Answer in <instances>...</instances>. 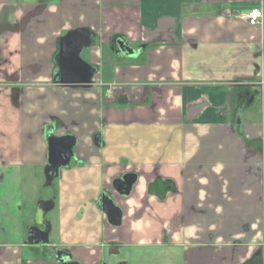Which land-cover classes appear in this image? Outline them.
Wrapping results in <instances>:
<instances>
[{"label": "crops", "instance_id": "obj_1", "mask_svg": "<svg viewBox=\"0 0 264 264\" xmlns=\"http://www.w3.org/2000/svg\"><path fill=\"white\" fill-rule=\"evenodd\" d=\"M253 7L264 0H0V264H264ZM78 29L89 88L57 83L59 40ZM52 134L76 144L48 182Z\"/></svg>", "mask_w": 264, "mask_h": 264}, {"label": "water", "instance_id": "obj_2", "mask_svg": "<svg viewBox=\"0 0 264 264\" xmlns=\"http://www.w3.org/2000/svg\"><path fill=\"white\" fill-rule=\"evenodd\" d=\"M92 45L91 32L87 29L73 30L61 37L58 44L57 61L58 75L60 77L58 84L69 87L89 88L93 84L95 70L91 65L81 58L84 49ZM49 144V162L46 169V179L53 181L59 176L61 168L69 166L73 157V148L76 144L75 138L71 136L56 137L53 134L48 139ZM136 176L126 175L121 180L116 181V189L122 195H129ZM119 184V186H117ZM103 210L108 217H121V210L115 206L113 201L105 195L103 197ZM30 242L39 245L48 244V233L44 230L33 227L29 230Z\"/></svg>", "mask_w": 264, "mask_h": 264}, {"label": "built area", "instance_id": "obj_3", "mask_svg": "<svg viewBox=\"0 0 264 264\" xmlns=\"http://www.w3.org/2000/svg\"><path fill=\"white\" fill-rule=\"evenodd\" d=\"M245 21L248 23V25L252 27L259 26L261 24V21L264 18L263 11L258 7H253L248 9L245 13L242 14Z\"/></svg>", "mask_w": 264, "mask_h": 264}, {"label": "rangeland", "instance_id": "obj_4", "mask_svg": "<svg viewBox=\"0 0 264 264\" xmlns=\"http://www.w3.org/2000/svg\"><path fill=\"white\" fill-rule=\"evenodd\" d=\"M81 56H82V55H81ZM83 57H84V55H83ZM262 114H264V108L261 107V104H260V114H259V116H258L260 119H261V117H263ZM43 188L53 190L54 188H56V186H55V184H54V186H51V187L49 186L48 188H46V187H45V181H44V183H43Z\"/></svg>", "mask_w": 264, "mask_h": 264}, {"label": "trees", "instance_id": "obj_5", "mask_svg": "<svg viewBox=\"0 0 264 264\" xmlns=\"http://www.w3.org/2000/svg\"><path fill=\"white\" fill-rule=\"evenodd\" d=\"M245 4H242L241 6H244ZM234 6H236V5H234ZM245 6H252V5H245ZM58 59H59V55H57V59H56V61H58Z\"/></svg>", "mask_w": 264, "mask_h": 264}]
</instances>
